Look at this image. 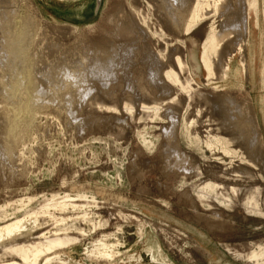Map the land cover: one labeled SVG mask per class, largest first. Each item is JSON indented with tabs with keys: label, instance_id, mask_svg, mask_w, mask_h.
<instances>
[{
	"label": "rangeland",
	"instance_id": "rangeland-1",
	"mask_svg": "<svg viewBox=\"0 0 264 264\" xmlns=\"http://www.w3.org/2000/svg\"><path fill=\"white\" fill-rule=\"evenodd\" d=\"M8 2L16 17L33 20L40 68L57 47L83 48L97 38L111 41L121 54L136 38L132 44L140 49L134 66L143 64L139 58L150 50L147 54L160 59L170 90L146 100L129 98L126 86L113 89L112 99H94L93 93L71 116L48 103V94L43 98L14 139L12 156L0 154V226L27 217L18 233L0 240V262L21 263L11 250L56 236L73 241L39 256L37 264H254L247 257L264 249V0H227L243 15L250 2L256 5L260 28L253 29L252 15L248 52V27L240 35L222 28L226 17L220 13H208L187 31L186 17L181 28L164 26L156 0H102L100 7L95 0ZM126 21L134 23L132 35L120 38L116 29ZM210 34L224 39L218 55L210 54L214 75L207 78L199 57ZM178 58L185 69L177 66ZM247 58L244 76L238 61ZM230 59L231 73L222 78L221 67ZM223 93L248 98L258 154L242 141H231L213 110L197 97ZM171 129L181 157L170 159L178 158L179 166L166 160ZM206 185L214 191H202ZM61 201L81 207L51 206ZM106 247L119 253L111 260L91 257V251Z\"/></svg>",
	"mask_w": 264,
	"mask_h": 264
},
{
	"label": "bare ground",
	"instance_id": "bare-ground-1",
	"mask_svg": "<svg viewBox=\"0 0 264 264\" xmlns=\"http://www.w3.org/2000/svg\"><path fill=\"white\" fill-rule=\"evenodd\" d=\"M156 2V8L163 18V25L169 29L172 27L181 28L186 17L189 20L187 24L188 31L191 26L210 12L225 16L226 19L222 24V28H231L237 35L242 33V27H248L250 38L248 39L249 44L246 46L247 52L251 48L252 15L254 16L253 29L259 30L260 28V22H257L254 15L256 5L252 2L249 3L246 15H243L240 9H232L227 4V0H156ZM101 3L102 0H95L96 7H100ZM8 7V0H0V154H3L4 157L10 158L12 156L14 139L19 137L24 128L31 123L35 110L43 103V98L47 94L48 103L52 106L57 105L62 113L71 116L72 110H77L78 104L84 102L93 93H96L94 99H112L114 95L109 93L113 89H123L126 86L133 93L130 94L129 92L127 94L129 98L144 97L143 99L146 100L145 98L149 99L153 93L163 95L170 90L168 84L162 78L160 59L154 54L151 56L147 54L150 50L146 53V49H149L147 45L141 46L146 53L144 57H141L142 59L139 58V61L143 60V64L140 63V65L134 66L132 62L136 58L134 52L140 49V46L132 44L137 41L136 38H132L131 43L122 48L121 54L118 52V47L111 41L104 43L102 39L97 38L89 39L83 45V48L70 50L57 47L52 50L53 56L48 65L44 69L40 68L38 65L42 52L39 49H34V23L32 18L29 16L18 18L15 11L7 10ZM117 10L120 9L116 8L115 11ZM262 15L264 21V13ZM133 24L132 21H126L123 26L116 27L117 36L120 38L130 37ZM100 31L106 33L107 29L101 27ZM223 39L222 36L210 34L202 45L199 61L207 73V76H205L207 78L214 75L210 54L218 55L217 48L223 42ZM239 40L236 39V41ZM103 41L105 40L103 39ZM140 42L142 41L140 40ZM150 53L152 54V52ZM176 61L179 68L182 70L186 68L184 61L179 58ZM232 62L233 59H230L226 67H221L220 74L222 78L230 75ZM238 62L240 74L245 73L244 76H248V58L245 62ZM134 67L136 69H133ZM59 74L62 75V78H58ZM168 74L171 73H166L167 76ZM171 76L175 83L179 82L175 75L171 74ZM38 77L42 78V81ZM116 80L121 81L114 84L115 86L110 89ZM262 80H264V67L262 69ZM92 82H94V85L88 86ZM40 83L41 86H39ZM186 84L190 86L189 82ZM182 88L183 91L187 90L183 86ZM197 97L203 105L213 110L220 127L230 133L231 141L236 143L242 141L246 148L253 147L252 153L255 151L254 154H258V147L254 148L252 146L254 142L256 144V129L248 112L247 97L232 93L198 94ZM142 108L146 109V106H142ZM169 110L171 111V109ZM66 120H68V117H66ZM172 123H174L173 118ZM172 130L166 131V147L170 150L166 160L168 165L169 162L173 161L171 163L179 166L177 162L181 154L175 146ZM208 145L211 146L212 144L208 143ZM172 154L178 157L177 162L176 159H170ZM202 191L206 193L213 192L214 187L206 185ZM67 203L69 202L61 201L51 206L60 209L66 206L72 209L81 207V204L71 202L67 205ZM20 207L23 208L24 204ZM26 219L27 217L24 219L16 218L13 222L0 226V240L18 233ZM71 241L73 240L67 237L58 238L54 236V238L47 239L30 249L24 247L13 249L11 253L18 255L21 263L10 260L8 262L1 261L0 264H37L39 256L45 255L56 248L64 247ZM259 250V252L253 251L250 253L247 259L254 264H264V249L259 248ZM118 253L114 248L106 247L104 250L91 251L90 255L94 259L111 260ZM46 261H49V259L46 258Z\"/></svg>",
	"mask_w": 264,
	"mask_h": 264
}]
</instances>
